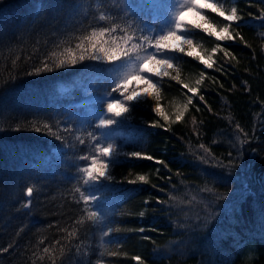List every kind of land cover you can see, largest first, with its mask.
<instances>
[{
	"label": "trees",
	"instance_id": "1",
	"mask_svg": "<svg viewBox=\"0 0 264 264\" xmlns=\"http://www.w3.org/2000/svg\"><path fill=\"white\" fill-rule=\"evenodd\" d=\"M220 2L237 7L233 34L244 42L187 27L213 67L166 51L174 68L151 79L169 121L147 96L127 101L129 121L104 129L100 119H114L109 98H121L111 91L121 61L26 72L52 64L100 27L133 43L154 41L161 19H150L140 2L125 11L118 0H0V250L9 249L0 251V264H138L136 256L142 264H264V0ZM217 44L232 56L213 54ZM176 69L183 83L172 79ZM185 83L199 91L177 121L173 105L192 97ZM45 123L64 140L34 130ZM109 143L117 154L111 179L85 186L88 162L80 158ZM78 187L96 201L84 205ZM90 211L100 218L90 220Z\"/></svg>",
	"mask_w": 264,
	"mask_h": 264
},
{
	"label": "snow or ice",
	"instance_id": "2",
	"mask_svg": "<svg viewBox=\"0 0 264 264\" xmlns=\"http://www.w3.org/2000/svg\"><path fill=\"white\" fill-rule=\"evenodd\" d=\"M207 13L215 14L216 17L222 18V21H215L214 18H210ZM189 14L196 18L195 23L191 20L185 19ZM261 18H264V16ZM99 19L103 21L105 16L101 15ZM240 19L241 16L238 15L237 7L233 6L229 10L224 6V3L220 2V0H182V3H180L179 8L174 15V27L169 29L166 34L159 35L154 41L147 36H144L141 38L143 43H133L132 41L134 38L131 35L116 38L114 34L117 29L115 27H100L96 30H92L90 34L83 36L81 42L76 44L75 50L71 48L65 49L64 53L55 57L52 64L43 61L40 67L27 71L26 75L31 76L38 75L42 72H52L58 68L75 66L84 60L106 61L112 63L121 61L122 58L131 59L129 53L135 52L136 59L140 61V67L134 73L125 75L123 79L117 80L115 85L111 88V91L113 93H119L121 96H125V98L130 101L141 95L140 84L131 87V90L129 91L130 80L134 78L137 81H141L143 85V93L151 96L157 101L155 108L156 114L162 117L163 120L169 121L170 117L162 111L159 104L160 95L157 84L152 81L148 74L157 77L161 75H169V70L174 68V63L172 57L165 55V51L183 53L188 57L195 58L200 64L205 65L207 68H212L215 63L212 56L206 51L198 50L197 46L193 43V40L188 38L186 34L182 33H185L187 27L192 25L193 28L199 29L207 34L208 37H214L216 41H235L236 37L239 36L240 41L244 42V38L239 32L233 34V24L236 23V26L239 27L238 22ZM149 49H154V52H150ZM217 51H223L226 57L232 56L228 49L222 48L220 44H217L216 48L213 49V54ZM53 55L55 56V54ZM119 67L123 66L121 65ZM201 78H204L203 73H201ZM172 79L176 80L178 83H183L180 79L178 69H176V75L172 76ZM200 83L201 80H198L197 84ZM183 87L187 89L188 93H192V97H189L187 102V104H191L192 98L198 94L199 90L186 83L183 84ZM153 89L156 90L155 95L153 94ZM199 99L203 101L204 96L200 95ZM187 104L182 108L176 109L175 119L177 121L184 118V114L188 111ZM128 111L129 108L120 103L118 99L114 103H107V112L115 117H121ZM197 111H199V108H197ZM115 123L116 120L112 118H102L97 127L107 129ZM152 127H162V125L153 124ZM33 128L37 133L46 130L47 134L54 137L56 140H64V137L58 132H54L52 127L47 123L43 124L42 127L33 124ZM64 131H68V129H65ZM88 135L93 136L92 133H89ZM77 139L80 138L77 137ZM80 143L83 144L84 141L81 139ZM241 143H244V141L242 140ZM116 155L114 146L109 143L106 146H96L94 154L91 156H82L80 159L88 162L87 165L81 169V172L83 173V184L85 186H93L99 182L101 178L107 177L108 179H111L109 171L111 166L117 162ZM130 155L136 159H145L149 161L154 159L153 156L140 152H133ZM156 163L163 164L164 161L157 160ZM138 180L144 183L148 182L143 175L139 176ZM128 183L135 184L137 181L129 180ZM75 191L80 193L84 205L94 203L97 199V197L85 194L79 187L76 188ZM33 194V188L28 187L25 195L31 198ZM30 204L31 201L29 200L24 206L27 208ZM141 216H143V213H141ZM99 218L100 216L98 212H89L90 220L96 221ZM116 231H120V229H116ZM140 231L143 232L144 229L141 228ZM69 235H74V233H69ZM8 250V248H4L0 251L7 252ZM44 251L47 252L48 249L45 248ZM134 259L138 264H142L141 257L136 256Z\"/></svg>",
	"mask_w": 264,
	"mask_h": 264
},
{
	"label": "rangeland",
	"instance_id": "3",
	"mask_svg": "<svg viewBox=\"0 0 264 264\" xmlns=\"http://www.w3.org/2000/svg\"><path fill=\"white\" fill-rule=\"evenodd\" d=\"M135 2L146 3L147 5H149V7H150L149 12L150 13L148 16H150V19H152L154 22H157L159 19H161L159 21V26H158V30L160 31L158 33V35H161V34H166V32L169 29L174 27V24H173L174 15L180 6V3H182V0H168V3H166L165 0H118V3L120 4V6L125 11H132L135 7L134 6ZM159 12H161V15H158ZM185 19L191 20L193 23L196 22V18L193 17L191 14L186 16ZM188 27H192V25H189ZM182 34H185V33H182ZM149 51L154 52V49H151ZM131 53L132 52H130V54ZM135 55H130L131 59H127V58L121 59L120 64L123 67H120V71L118 72L117 80L123 79V77L125 75L134 73L140 67V61L136 59ZM148 75L150 76V78L153 76L151 74H148ZM137 84L141 85V95L136 97L134 100H139L141 98L147 97L148 95H145L143 93L142 82L137 81L134 78L130 80L129 91L131 90V87H133ZM152 91H154V89ZM117 99L123 105L128 106L127 105L128 100L125 98V96H121V98L120 97H116V98L110 97L109 103H114V102H116ZM187 102H188V100H186L185 102L178 101L177 103H175L172 107V111H171L172 114L170 116L174 117L176 109L182 108L185 104H187ZM165 114H166V112H165ZM128 116H129V111L127 113H124L121 117H115V116H112V117L114 118V120H116L117 122L120 123L122 121H129L130 119Z\"/></svg>",
	"mask_w": 264,
	"mask_h": 264
}]
</instances>
